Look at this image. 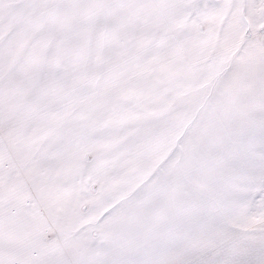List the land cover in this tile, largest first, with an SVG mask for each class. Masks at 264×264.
Returning a JSON list of instances; mask_svg holds the SVG:
<instances>
[{"label":"snow or ice","instance_id":"6c2138e0","mask_svg":"<svg viewBox=\"0 0 264 264\" xmlns=\"http://www.w3.org/2000/svg\"><path fill=\"white\" fill-rule=\"evenodd\" d=\"M0 264H264V0H0Z\"/></svg>","mask_w":264,"mask_h":264}]
</instances>
